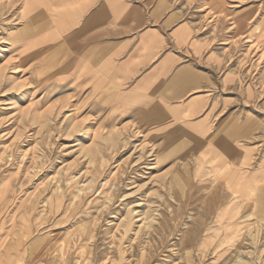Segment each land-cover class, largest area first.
<instances>
[{
    "label": "crops",
    "instance_id": "1",
    "mask_svg": "<svg viewBox=\"0 0 264 264\" xmlns=\"http://www.w3.org/2000/svg\"><path fill=\"white\" fill-rule=\"evenodd\" d=\"M161 3L0 0L17 18L8 48L28 61L40 97L70 100L88 127L139 133L189 188L181 223L198 225L196 250L215 257L250 229L264 233V135L244 107L237 62L207 26ZM8 192L0 186V264L24 256L18 225L30 229Z\"/></svg>",
    "mask_w": 264,
    "mask_h": 264
},
{
    "label": "rangeland",
    "instance_id": "2",
    "mask_svg": "<svg viewBox=\"0 0 264 264\" xmlns=\"http://www.w3.org/2000/svg\"><path fill=\"white\" fill-rule=\"evenodd\" d=\"M160 1L207 26L237 62L244 107L264 135V0ZM16 19L0 6V186L30 228L18 225L26 249L13 264H264V233L252 229L222 255L199 254V226L181 223L189 188L139 133L88 127L70 100L40 97L28 61L8 48Z\"/></svg>",
    "mask_w": 264,
    "mask_h": 264
},
{
    "label": "bare ground",
    "instance_id": "3",
    "mask_svg": "<svg viewBox=\"0 0 264 264\" xmlns=\"http://www.w3.org/2000/svg\"><path fill=\"white\" fill-rule=\"evenodd\" d=\"M17 119V118H16ZM92 141H90V144H88V147L89 145H91ZM83 147V146H82ZM86 148V147H85ZM103 181V180H102ZM102 183V182H101ZM136 208V207H135ZM137 209V208H136ZM135 210V209H134ZM138 211V210H137ZM137 214V213H136ZM127 215V214H126ZM133 215V214H132ZM134 216V215H133ZM139 216V215H138ZM132 218V217H131ZM137 218V217H136ZM129 220V219H128ZM140 220V219H139Z\"/></svg>",
    "mask_w": 264,
    "mask_h": 264
}]
</instances>
